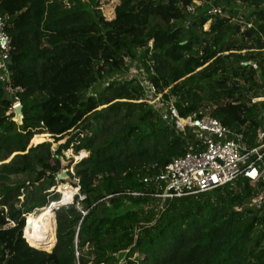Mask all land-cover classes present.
Wrapping results in <instances>:
<instances>
[{
    "label": "trees",
    "instance_id": "1",
    "mask_svg": "<svg viewBox=\"0 0 264 264\" xmlns=\"http://www.w3.org/2000/svg\"><path fill=\"white\" fill-rule=\"evenodd\" d=\"M194 1L119 0L108 21L101 0H0L23 112L18 125L0 81V264H264V205L251 204L263 183L242 176L163 201L144 181L203 146L162 122L143 79L181 117L204 111L246 149L262 124L264 103L251 100L264 86V0L204 2L222 16ZM249 60L258 69L240 66ZM46 134L58 146H29ZM68 150L89 156L74 164ZM66 182L79 195L53 210L55 230L51 219L34 233L33 214Z\"/></svg>",
    "mask_w": 264,
    "mask_h": 264
},
{
    "label": "built area",
    "instance_id": "2",
    "mask_svg": "<svg viewBox=\"0 0 264 264\" xmlns=\"http://www.w3.org/2000/svg\"><path fill=\"white\" fill-rule=\"evenodd\" d=\"M204 0H195L196 6L204 8ZM119 3L117 0H101L99 9L103 17L110 21L115 18V9ZM193 13L195 7H188ZM208 15H225L221 7H215L210 3L203 9ZM8 14H0V81L4 84L6 97L13 99L11 107L16 108L21 103L15 94L21 89H13L9 83V67L11 64V37L8 33L10 24ZM187 27V24H185ZM152 46V42L149 43ZM240 66H251L258 69L252 60L243 61ZM139 72L135 68L129 69V78L138 77ZM144 101L153 108L166 126L173 127L179 133H185L186 129H192L200 140L203 149L173 159L166 165L164 171L156 176L144 179L155 184L160 192L156 196L167 200L175 197L196 195L225 186L239 177H245L252 184H264V112L262 124L256 132V143L246 149L239 141V136L226 129L220 121L199 111L188 117H181L173 104V100H165L163 93L149 81L142 80ZM253 104L264 103V86L257 97H253ZM14 121V117L12 118ZM79 195V188H76ZM50 204L49 207L62 206L61 201ZM252 205L260 207L264 205V190L258 197L252 200Z\"/></svg>",
    "mask_w": 264,
    "mask_h": 264
},
{
    "label": "bare ground",
    "instance_id": "3",
    "mask_svg": "<svg viewBox=\"0 0 264 264\" xmlns=\"http://www.w3.org/2000/svg\"><path fill=\"white\" fill-rule=\"evenodd\" d=\"M60 193L62 196V199L60 200L61 203L67 204V203L72 202V199H73L74 195L76 194V189L73 188L72 186H69V185H63L60 188ZM53 204L55 206L56 203H53ZM26 218L28 220V217H26ZM51 219H52V222H51L52 229L54 230L55 229V222H54V218H53V209H52V207H46L42 210L41 214H39L37 216H35L33 214V216H32L33 227L40 229V231L49 232L50 228L48 225H49V222ZM52 233H53V231H52ZM49 237H51V236H49ZM49 237H47V238H49ZM47 238H42L38 241H43Z\"/></svg>",
    "mask_w": 264,
    "mask_h": 264
},
{
    "label": "rangeland",
    "instance_id": "4",
    "mask_svg": "<svg viewBox=\"0 0 264 264\" xmlns=\"http://www.w3.org/2000/svg\"><path fill=\"white\" fill-rule=\"evenodd\" d=\"M209 0H205V3H207ZM117 3H119V0H117ZM241 10H242V7H241ZM138 71V70H137ZM139 72V71H138ZM123 76V75H122ZM119 77H121V76H115L114 78H119ZM41 135V134H40ZM47 136H46V138L45 139H42V140H39V141H37V140H35L34 142H33V144H32V140L30 141V144H29V146H35V145H37V144H40V143H42V142H51L52 143V146H54V147H56V146H58V144L59 143H54L53 142V140L50 138V136H49V134H46ZM37 141V142H36ZM65 156L67 157V158H73V161H74V164L76 163V162H78L79 160H81V159H83V158H85V157H88L89 156V153L88 152H86V151H81L78 155H75L74 154V152H73V150H68L67 152H65ZM63 171H67L66 169L65 170H63ZM69 171H73V167H71L70 169H69ZM65 184H68L69 186H70V184L69 183H65ZM65 184H62V185H58L56 188H52L51 190H54L55 192H58V193H60V188L63 186V185H65ZM73 187V186H72ZM73 188H75V187H73ZM76 189V188H75ZM77 189H76V194H77ZM76 194L74 195V197L76 196ZM60 196H61V193H60ZM74 197H73V199H72V202H70V203H68V204H72L73 203V201H74ZM61 199H62V196H61ZM60 199V200H61ZM25 223H26V216H25ZM55 230V229H54ZM38 231H40V229H37V228H34L33 229V232H38ZM53 235H54V233H53ZM53 235H52V237H53ZM25 237V236H24ZM26 239V238H25ZM52 239V238H51ZM26 242L28 243V241H27V239H26ZM29 244V243H28Z\"/></svg>",
    "mask_w": 264,
    "mask_h": 264
},
{
    "label": "water",
    "instance_id": "5",
    "mask_svg": "<svg viewBox=\"0 0 264 264\" xmlns=\"http://www.w3.org/2000/svg\"><path fill=\"white\" fill-rule=\"evenodd\" d=\"M11 114L14 115V122H16V124H18V125H21L22 121H23V112H22L21 104L8 112V115H11ZM65 176H66V174L63 172L61 175L58 176V178L60 179L61 177H65ZM65 204L62 203L61 205H65ZM52 209L54 210L55 208L52 207ZM55 235H56V232H55ZM37 249L42 250L41 248H37Z\"/></svg>",
    "mask_w": 264,
    "mask_h": 264
},
{
    "label": "crops",
    "instance_id": "6",
    "mask_svg": "<svg viewBox=\"0 0 264 264\" xmlns=\"http://www.w3.org/2000/svg\"><path fill=\"white\" fill-rule=\"evenodd\" d=\"M238 12H239V14H242V10H241V8L238 9Z\"/></svg>",
    "mask_w": 264,
    "mask_h": 264
}]
</instances>
